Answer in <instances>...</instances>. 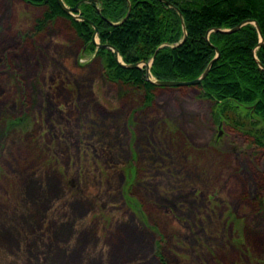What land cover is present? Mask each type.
<instances>
[{
    "label": "rangeland",
    "instance_id": "rangeland-1",
    "mask_svg": "<svg viewBox=\"0 0 264 264\" xmlns=\"http://www.w3.org/2000/svg\"><path fill=\"white\" fill-rule=\"evenodd\" d=\"M44 9L0 0V264H264V148L194 86L145 103Z\"/></svg>",
    "mask_w": 264,
    "mask_h": 264
},
{
    "label": "trees",
    "instance_id": "trees-1",
    "mask_svg": "<svg viewBox=\"0 0 264 264\" xmlns=\"http://www.w3.org/2000/svg\"><path fill=\"white\" fill-rule=\"evenodd\" d=\"M27 1L45 6L38 19L39 29L58 17H69L84 52L102 59L107 78L141 90L147 104L158 88L181 87L158 85L153 79L196 78L219 47L220 55L207 75L190 86L197 88L198 97L213 101L211 111L216 120L227 122L264 148V69L257 61L264 64V45L258 47L257 26L247 22L236 31H211L209 40L206 38L213 27H233L247 19L257 20L264 35V0H64L67 5L79 2L86 19L66 12L58 0ZM130 6L129 16L123 19ZM94 24L100 42L117 47L126 65L116 59L111 48L93 41ZM152 59V78L146 64L144 68L127 65ZM16 118L11 123H19Z\"/></svg>",
    "mask_w": 264,
    "mask_h": 264
},
{
    "label": "water",
    "instance_id": "water-1",
    "mask_svg": "<svg viewBox=\"0 0 264 264\" xmlns=\"http://www.w3.org/2000/svg\"><path fill=\"white\" fill-rule=\"evenodd\" d=\"M58 1H59L60 5L62 6V8L66 12L70 13L71 15H73L75 18L86 19V17L81 14V8H80V3L79 2L77 4H75V5H67L64 0H58ZM130 11H131V6L129 7L128 12H127V14L125 15V17L123 19H126L129 16ZM178 11H179V14H180L181 18L183 19V13L179 9V7H178ZM247 22L254 23L257 26L258 31L260 33V42L258 43V47L259 46H263L264 45V35H263L262 31H261V27H260L259 22L257 20H254V19L243 20V21H241L240 23H238L237 25H235L233 27H226V28L225 27H213L211 30H209L207 32L206 38L209 40V35H210L211 31L232 32V31H236L237 29H239L242 25H244ZM97 36H98V27L95 25V34L93 36V41L96 42L98 44V46L111 48L114 51V53H115L116 59L120 63L125 64V62L121 58V55L119 53L118 48L113 46V45H111V44H109V43H101L97 39ZM216 49H217V55L209 62V64L207 65L206 69L203 71V73L200 76H198L196 78H193V79H188V80L153 79V81L156 82L158 85H163V86H184V85H194V84L200 83L204 79V77L207 75V73L209 72L210 67H211L212 63L214 62V60L220 55L219 47H216ZM254 54H256V50L255 49H254ZM256 58H257V56H256ZM257 61H258L259 65H260V67L264 69V64L262 63V61L260 59H258V58H257ZM151 64H152V61L148 62V64H147V74L150 73ZM127 65L128 66H132V67H141V68H143V66H142V64L140 62H134V63H130V64H127Z\"/></svg>",
    "mask_w": 264,
    "mask_h": 264
},
{
    "label": "bare ground",
    "instance_id": "bare-ground-1",
    "mask_svg": "<svg viewBox=\"0 0 264 264\" xmlns=\"http://www.w3.org/2000/svg\"><path fill=\"white\" fill-rule=\"evenodd\" d=\"M260 47V46H259ZM258 48V47H257ZM256 49V48H255ZM257 56V54H255ZM153 62V59L151 60ZM150 61V62H151ZM141 64H148V63H141ZM152 65V64H151ZM151 68V67H150ZM151 72V71H150ZM150 76V73L148 74ZM195 85V84H194ZM185 86H189V85H185Z\"/></svg>",
    "mask_w": 264,
    "mask_h": 264
}]
</instances>
